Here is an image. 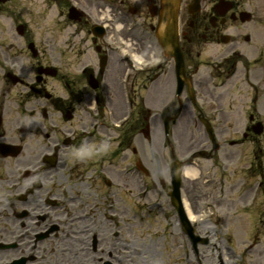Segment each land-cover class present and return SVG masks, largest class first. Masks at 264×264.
I'll return each instance as SVG.
<instances>
[{
	"label": "flooded vegetation",
	"instance_id": "af4514ba",
	"mask_svg": "<svg viewBox=\"0 0 264 264\" xmlns=\"http://www.w3.org/2000/svg\"><path fill=\"white\" fill-rule=\"evenodd\" d=\"M23 1L0 0V264H123L142 233L135 242L123 236L142 221L136 125L151 131L150 110L194 108L222 126L217 135L232 121L246 119L247 130L264 123V0H113L137 27L111 10L102 37L94 28L106 26L105 0H40L38 12L25 14L12 7ZM73 6L80 12L71 15ZM246 13L258 21H243ZM165 49L182 54L200 104L187 86L177 95ZM122 54L142 55L148 71L131 81L136 125L116 133L106 121L108 111L113 121L126 110ZM204 64L216 82L201 73ZM195 142L206 156L201 182L228 197L233 148L220 141L214 152L206 135Z\"/></svg>",
	"mask_w": 264,
	"mask_h": 264
},
{
	"label": "rangeland",
	"instance_id": "374dc122",
	"mask_svg": "<svg viewBox=\"0 0 264 264\" xmlns=\"http://www.w3.org/2000/svg\"><path fill=\"white\" fill-rule=\"evenodd\" d=\"M257 5H260V3H257ZM38 6V0H24L23 2H15L12 4L13 8L19 7L23 14L28 12H38ZM263 15L264 12L260 16L263 17ZM27 19H33V23L38 22L36 14H31ZM208 58L209 54H206L203 59L206 60ZM201 69L205 73L207 70H210V68L205 66ZM139 96L142 98L143 94L140 93ZM117 111L121 112L122 109H118ZM163 111L164 112L162 113L164 114H160V116L157 114L156 117L152 119V144H141V141H138L139 149H145H142V156L144 158L151 159L153 158L152 156L155 157L152 159V168H154L155 171L151 168V179L146 180L149 183L153 180L158 182L159 180L165 179L167 171V162L163 156L169 152V149H165L163 146L164 132L162 119L164 115L172 112L168 109ZM124 114L125 112L121 113L114 120L116 121L120 117H123ZM144 114L148 115L147 111H145ZM108 117H111L109 113ZM181 119L182 117L179 118V120ZM188 120L190 119L188 118ZM131 125H136V123L134 122ZM139 125L140 124L136 125V127ZM192 127H194V132H189V134L184 136L180 130L179 137L178 128L173 126V128L176 129L170 139L178 158H181L183 150L186 151L188 157V155L196 149L193 147L194 145L192 143L194 142V134L197 136L202 131L200 127H196L195 125H192ZM225 128L230 133H232V131H236L231 125H226ZM231 128L233 130H231ZM244 128L245 127H243L241 131H238V133L236 132L235 135L229 137V139H242V132ZM254 138L255 141L248 140L245 145L243 144V146L236 147L239 150L237 151L236 149L235 155H233L235 171L234 183H240L237 187L238 189L236 188L233 191V196H231V198L234 199V205H230L225 202L216 204L215 199H218L221 194L219 188H217V185L215 184L207 188L205 184L200 183L198 180L184 179V188L182 191L184 199L190 204V208L194 214H196L195 220L199 221L197 230H201L203 235L212 237L218 245L224 244L225 241L232 244L233 250L229 254L230 260L238 264H247L244 257L247 259L249 258L251 264H264V195L262 193L264 185L262 188L259 187V182L262 181L261 174L259 173L260 170H253L251 168L250 173L246 172V168H248L251 164L255 165V163H257V161L255 162L253 156L255 148L260 149V157L262 167L264 169V133L262 136H256ZM140 145H143V147H140ZM191 150L193 151L190 152ZM254 185L255 189H250V195L248 194L249 202H247L246 205H243V203L240 202L242 201V199H239L240 196L244 194L245 189ZM138 189L140 190L138 196L140 199L137 203L136 210L139 214H142V221L138 222L136 227L126 228L127 234L124 233L123 236H126L127 240L132 239L135 242L137 240L136 231H142L145 233V235L141 237L142 240L146 243H151V246H154L156 250L159 251V255L162 256V261L159 260L158 264H185L182 262V251L179 246L180 236H178V232L176 230V221L171 217L173 211L168 207V203L164 201V197L161 194L154 192L150 193L148 195L149 198L144 200L141 188ZM202 193H207L208 196L202 195ZM224 213H227V215ZM219 218L223 219L224 223L220 224ZM132 229L135 230V232H132ZM209 233L211 235H209ZM247 236L248 239H250V245H255L256 247L255 249L252 247L250 252H248L249 249L246 250L243 257V260L246 263H240L236 261V256L243 255V251L246 249L247 245L243 243V240L246 239ZM239 241L240 243H238ZM205 249L206 248H204V251H206ZM209 253L211 255L207 256L205 264H218V262L215 261L210 249ZM52 257H55V255ZM145 259L146 257H142L143 261H145ZM150 264H152V262H150Z\"/></svg>",
	"mask_w": 264,
	"mask_h": 264
},
{
	"label": "bare ground",
	"instance_id": "6f19581e",
	"mask_svg": "<svg viewBox=\"0 0 264 264\" xmlns=\"http://www.w3.org/2000/svg\"><path fill=\"white\" fill-rule=\"evenodd\" d=\"M198 170L194 167H188L185 170L184 176L185 178L189 179V180H194L198 177ZM187 208H188V215L191 219L194 218L195 214L189 209L188 204H187Z\"/></svg>",
	"mask_w": 264,
	"mask_h": 264
},
{
	"label": "water",
	"instance_id": "95a60500",
	"mask_svg": "<svg viewBox=\"0 0 264 264\" xmlns=\"http://www.w3.org/2000/svg\"><path fill=\"white\" fill-rule=\"evenodd\" d=\"M178 184H179V182H176V181L174 182V185H175V187H174L175 188V193L173 194V200H174V203L176 204V206L178 207L180 213L182 214L186 226L189 228V224H188V222H187V220H186V218L184 216V211H183V208H182V203L180 201V194H179V191H178Z\"/></svg>",
	"mask_w": 264,
	"mask_h": 264
}]
</instances>
